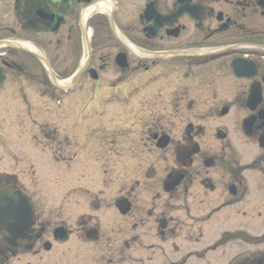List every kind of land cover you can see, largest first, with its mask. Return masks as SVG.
Masks as SVG:
<instances>
[{
  "label": "flooded vegetation",
  "instance_id": "obj_1",
  "mask_svg": "<svg viewBox=\"0 0 264 264\" xmlns=\"http://www.w3.org/2000/svg\"><path fill=\"white\" fill-rule=\"evenodd\" d=\"M148 3V0H0V79H3L0 99L13 97L30 112L36 107L47 111V103L59 101L52 106L56 111L67 106L68 115L70 111L83 109L98 110L97 116H104L108 105L122 107L113 114V120L87 126L80 141L72 140V146L64 148L59 142L60 155L50 163L60 173L61 181L74 175L71 180L79 184L72 195L64 198L73 196L81 213L74 230L61 223L49 233L33 196L20 188L15 179H0V186L11 184L26 194L35 211V223L28 232L33 240L32 249L23 247L12 252L2 244L0 236V264H6L8 256L30 255L40 252L39 249L46 253L60 250L62 264H85L86 252H95L105 240L102 227L94 225L93 212L100 210L111 214L115 231L128 228L129 234L120 235L130 236L133 230H140L138 224L153 219L154 237L161 241L176 239L180 217L156 214L155 199L149 209H140L134 193L140 187L149 189L152 199L163 193L178 203L186 200L194 184H198L202 191L199 204L207 207L214 200L211 195L218 197L215 208L204 215V221L208 222L225 210H238L241 218L261 217L258 206L250 201L255 195L264 197V0H156L155 12L173 17L172 22L163 26L156 22L155 12L151 21L141 22ZM84 32H89V41L83 38ZM48 47H52L56 57L47 53ZM64 50L68 54L62 56ZM168 54L171 55L165 57ZM61 73L68 78H59ZM74 75L80 76L73 89L62 85ZM52 76L61 83L59 88L52 84ZM22 79L40 87H24L26 80ZM227 90L232 91V97L219 99L218 95L227 94ZM32 91L38 99L33 95L27 97ZM152 92L158 98L146 103L144 97ZM190 95L195 96L187 97ZM193 109L194 115L182 118V111L193 113ZM224 121L232 122L230 127L237 130L235 140L239 145L254 149L256 154L249 164L243 163L242 153L226 152L233 146L231 135L221 129ZM42 124L37 126L42 129L45 126ZM212 126L214 130L208 133ZM117 129H122L119 135L131 138L117 141L111 135ZM94 130L99 135L95 146L105 150L101 160L123 150L120 158L127 169L124 173L129 175V167L134 166L139 167L140 175L142 167V180L127 182L118 197L106 201L99 198V191H103L99 185L90 189L88 183L81 186L84 176L92 179L90 172L97 176L100 170L104 175L108 173L106 161L85 162L93 147L90 140ZM212 142L216 146H210ZM64 149H70L74 156L65 158ZM189 155V161H177ZM86 168L90 169L89 174ZM105 182L101 180L102 186ZM123 200L131 202L126 216L116 208ZM87 211L91 212L84 213ZM130 219L136 222L131 231ZM59 228L65 230L61 237L56 234ZM108 229L113 233L109 216ZM247 234L236 230L224 234L221 241L233 237L237 243ZM139 235L150 237L141 231ZM73 240L76 243L72 244ZM148 245L141 250L158 249L155 240ZM120 249L117 255L122 264H130L131 253L125 247ZM171 250L179 253L174 244ZM212 250L215 252L216 247ZM245 252V257L231 264H264V254L258 257L254 249ZM104 254L108 253H103L98 264L101 261L106 264ZM222 257L226 261V254L222 253Z\"/></svg>",
  "mask_w": 264,
  "mask_h": 264
},
{
  "label": "rangeland",
  "instance_id": "obj_2",
  "mask_svg": "<svg viewBox=\"0 0 264 264\" xmlns=\"http://www.w3.org/2000/svg\"><path fill=\"white\" fill-rule=\"evenodd\" d=\"M121 15L125 14L121 13ZM121 18L123 17L121 16ZM46 50L51 56L56 57L52 51V47H48ZM64 54H68V51L67 53L65 50L64 53L62 51V56ZM58 68L59 67H57V69ZM58 70H64L65 72V69ZM59 78L65 79L68 77L61 73V77ZM23 83L24 87H40L39 84H31V82L27 80ZM226 93L227 94H219L218 98L223 101L230 99L232 97V91L227 90ZM30 95L36 97L34 91L30 94L27 93V97L30 98ZM194 96L190 95L187 97L191 98ZM36 98L38 99V97ZM154 98H158V96L154 95L153 92L144 97L146 103L152 102ZM158 101L160 100L158 99ZM58 102L59 101H54V103L50 102V104L45 102L47 106H49V110L47 111H44L43 107H36L35 111L33 110L30 112L24 110L26 106H23L22 102L13 99V97L8 96L0 99V179H15V182L21 186L20 188H24L27 193L33 196L39 214L42 215V223L48 228L49 233L55 227L61 225V223H64V225L74 230L77 227L78 217L81 215V213H78V206H76V200L73 201V196L66 200L64 199L65 195H72L77 189H74L75 186L79 185L76 181L71 180L74 178V175L67 176L64 178V181H61L62 177L60 173H58L54 166L50 165V163L55 161L54 158L60 155L61 151L59 152L58 143L64 144V148L68 145L72 146V140L77 138L80 141V136L87 126L100 125L106 120L111 121L113 120V114L116 115L119 110H122V107H118L114 104L107 106V110L103 112L105 113L104 116H97L100 114L98 110L85 111L83 109H78L75 112L70 111L68 115L67 110H69V108H67V106L63 111H56L52 106ZM37 103H39V101ZM193 111V113L190 111L180 112L182 118H187L191 114L194 115V113H196L195 109H193ZM226 120L230 119L228 118ZM42 122L45 126L41 129L37 125L42 124ZM68 124L70 127H68ZM221 124L223 125L221 127L222 131L231 135L232 139V145L230 146H233V148L226 149V152L235 151L236 153L238 151V153H242L244 158L243 163L249 164L250 158L256 154H254V149L250 146L244 148L245 146L242 147V145L237 143L235 137H238V133L235 128L230 127L232 122L224 121ZM213 127L214 126L209 127L208 133L214 130ZM121 131L122 129H117V131L115 130L114 132L115 135L112 133L111 135L116 137L115 139L117 141L123 138H131V135L129 138L127 135H125V137L121 134L119 135ZM91 135L92 138L90 141L93 143V147L90 154L85 159V162H94L98 159H100L101 162L106 161L108 165L107 171H105L108 173L104 175V172L100 170L97 172L99 175L97 176L94 172H90V169L86 168L87 174L90 172L93 174V177L90 179V176L88 175V177L86 174L88 178L84 176L82 187L87 185V183L89 184V189L96 184L99 185L103 189V191H99L101 193L99 198L106 201L118 197L122 193L121 191L126 187L125 185L127 182L132 183L135 179H143V176L141 177L142 167H140V175L138 173L139 167L136 169L134 166L129 167V175L124 173L127 169L124 165V160L120 158L124 155L123 150H119L121 155H118L117 151H115L106 158L107 160H101L102 152H105V150L98 149L95 146L99 139L98 131L94 130ZM206 135H208L207 132ZM44 136H47L48 140H45ZM206 141H209V139L207 138ZM209 145L216 146L214 142ZM94 147L96 150H94ZM69 150L70 149L63 150L65 158L74 156L73 152L70 153ZM78 159H80L79 156ZM139 160L140 159H137L136 161L138 162ZM130 162H133V159H130ZM141 162L142 160H140V163ZM56 165L60 166V164ZM94 178H96V180H94ZM101 180H106L105 185L102 186ZM84 189L85 188H83V190ZM134 193L136 195V204L139 208L142 207L140 209H149V205L155 199L153 204L158 210L156 214L160 213L166 214L168 217H180L177 218L179 224L177 238L161 241L154 237L153 219L152 221L145 220L144 222L147 223L144 225L138 224L137 228H140L139 231L132 229L136 222L130 219L128 226L130 231L133 230V233L130 236H126V233L129 234L128 228H121L115 231V222L111 214L109 215L98 208L100 211L93 212L94 225L97 226L98 224L102 227L105 240L96 248L95 252H86L87 261L85 264H98L100 259L102 260L103 258V253H108L104 254L106 255V261L104 263L109 264V262H111L112 264H122V259L117 255V252L121 250L120 247H125L127 249L126 252L131 253L130 264L146 263L147 261L150 264H170L173 262H184L186 264H223L228 261V263L231 264L245 257L244 254H247L245 250L254 249L259 253L258 257L264 254V239L261 238L264 235V197L262 194V196L258 195V197L255 195L250 201H254L253 204L258 206L257 212L261 213V217H258V219L257 217L250 218V215H248V218H241L236 213L238 210H225L212 216V220L208 222L204 221V215L215 208L214 206L217 205L218 197L211 195L210 198L214 200L211 204L207 205V207L203 204H199L197 200L202 199V191L199 189L198 184H194L186 200L184 197H181V199L184 200L178 203H175L172 197H165L166 195L163 193L156 194L152 199L151 191L141 187ZM173 197L175 198V196ZM192 200H196L194 204L191 203ZM91 211L84 213L89 214ZM183 211L186 212V215ZM190 214H192L195 219H192ZM187 215L190 220L187 218ZM253 215L257 216V213ZM108 216L113 233H110V229L106 230ZM260 218H262V220H259ZM193 221H195L194 230L191 229ZM124 222L125 221L122 219L121 223L123 224ZM236 230L247 232L248 234L243 236L244 238H259L258 241L255 242L256 245H246L243 241L234 243L235 241L229 240L224 245L217 246L224 234L230 235ZM140 231L142 235L146 232L150 237L140 236ZM121 232L126 233L120 235L119 233ZM222 233L224 234L221 236ZM152 240L156 241V247L158 249H149L143 252L141 247H148V244L151 243ZM74 242L76 243V241L73 240L72 244ZM173 244L175 247L179 248V253L171 250ZM213 247H216L215 252L212 250ZM38 251L40 252L12 257L6 264H62L59 261L60 250H53L51 253H46L40 249ZM222 253L226 254V261L223 260ZM1 260L2 256L0 255V262ZM102 263L101 261V264Z\"/></svg>",
  "mask_w": 264,
  "mask_h": 264
},
{
  "label": "water",
  "instance_id": "obj_3",
  "mask_svg": "<svg viewBox=\"0 0 264 264\" xmlns=\"http://www.w3.org/2000/svg\"><path fill=\"white\" fill-rule=\"evenodd\" d=\"M32 219V206L27 199L11 189L0 190V232L5 234L6 245L15 248L21 232L27 230Z\"/></svg>",
  "mask_w": 264,
  "mask_h": 264
},
{
  "label": "bare ground",
  "instance_id": "obj_4",
  "mask_svg": "<svg viewBox=\"0 0 264 264\" xmlns=\"http://www.w3.org/2000/svg\"><path fill=\"white\" fill-rule=\"evenodd\" d=\"M103 8H99V10H102ZM31 50H33V49H31Z\"/></svg>",
  "mask_w": 264,
  "mask_h": 264
}]
</instances>
